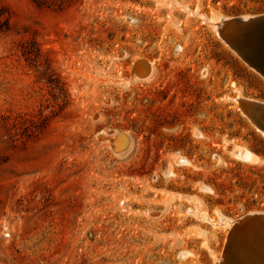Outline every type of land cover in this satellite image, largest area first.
<instances>
[{"label":"rangeland","instance_id":"374dc122","mask_svg":"<svg viewBox=\"0 0 264 264\" xmlns=\"http://www.w3.org/2000/svg\"><path fill=\"white\" fill-rule=\"evenodd\" d=\"M0 12V264H220V217L264 212V133L234 99L264 102V77L213 16L264 13V0ZM31 39L37 62L21 52ZM249 231L234 247L262 264L264 235Z\"/></svg>","mask_w":264,"mask_h":264},{"label":"water","instance_id":"95a60500","mask_svg":"<svg viewBox=\"0 0 264 264\" xmlns=\"http://www.w3.org/2000/svg\"><path fill=\"white\" fill-rule=\"evenodd\" d=\"M217 35L229 48L235 51L243 62L264 77V13L252 15L246 19L242 15H233L230 19L223 21ZM141 62H145V60L136 63L135 71ZM238 107L259 131L264 132V102L243 98L239 99ZM231 149L235 152L239 151V148L235 146H232ZM262 223H264V215L246 213L241 216L226 236L227 241L223 249L224 257L227 259L232 250V240L235 239L236 233L250 230V227L254 226L256 232L263 236L264 226L260 227ZM247 237L249 236L247 235Z\"/></svg>","mask_w":264,"mask_h":264},{"label":"bare ground","instance_id":"6f19581e","mask_svg":"<svg viewBox=\"0 0 264 264\" xmlns=\"http://www.w3.org/2000/svg\"><path fill=\"white\" fill-rule=\"evenodd\" d=\"M243 16V18H249L250 16H252V15H242ZM213 18H214V22H213V26L214 27H216L217 28V32H218V30H219V28L223 25V21L224 20H228V19H230L231 17L230 16H221V17H219V18H216V17H214L213 16ZM243 98H246V97H243V96H241V95H237L236 97H234V99L239 103V99H243ZM246 99H249V100H252V101H258V102H263V101H260V100H257V99H253V98H246ZM263 132V131H262ZM264 133V132H263ZM232 146H234V145H231L230 146V148L232 147ZM235 147H237V148H239V151L238 152H235L233 149H232V153L233 154H235L237 157H240V158H244V159H246V160H255V159H257V157H256V155L253 153V152H251V151H249V150H247L246 148H243V147H238V146H235ZM248 214H261V215H264V212H259V211H251L250 213H248ZM241 217H239V218H237V219H234L233 220V222L231 223V219L230 218H227V217H225V216H221L220 217V222L221 223H227L228 225H229V227H230V231L232 230V228H233V225L237 222V220L238 219H240ZM219 222V223H220ZM218 223V222H217ZM264 226V223H262L261 225H260V227L262 228ZM254 227V226H253ZM251 228L250 227V231L251 232H253L252 234L253 235H255V234H260L259 232H256V230L254 229V228ZM254 229V230H253ZM229 231V232H230ZM243 231V230H242ZM247 231V230H246ZM249 231V230H248ZM249 231V232H250ZM239 233H241V232H239ZM248 233V232H247ZM247 233H245V234H247ZM244 235V234H243ZM242 235V233H241V236H243ZM245 236V235H244ZM264 238V237H263ZM262 238V239H263ZM249 239V238H248ZM252 240V239H251ZM258 240V239H257ZM249 241V240H248ZM255 242V241H254ZM263 244H264V242H262ZM254 245V244H253ZM256 245V244H255ZM258 245H259V242H258ZM257 245V246H258ZM232 250L229 252V254H228V257H227V259L224 257V255H223V257H222V262L220 263V264H245L246 262H244L243 261V259H242V257H240V253H239V251H237L236 249H235V247H234V239L232 240ZM264 246V245H263ZM239 248V247H238ZM241 248V247H240ZM260 248V247H259ZM261 249H262V246H261ZM263 251H264V247H263ZM263 251H259V252H261L260 253V258H262L263 257V255H264V253H263ZM246 252V251H245ZM258 252V253H259ZM243 253V252H242ZM249 253V252H248ZM249 257H250V255H249ZM251 258V257H250ZM255 258V257H254ZM226 259V260H225ZM263 259V258H262ZM248 260V259H247ZM246 261V260H245ZM256 263V262H255ZM249 264V263H248ZM250 264H252V263H250ZM254 264V263H253ZM262 264H264L263 262H262Z\"/></svg>","mask_w":264,"mask_h":264},{"label":"trees","instance_id":"16d2710c","mask_svg":"<svg viewBox=\"0 0 264 264\" xmlns=\"http://www.w3.org/2000/svg\"><path fill=\"white\" fill-rule=\"evenodd\" d=\"M39 7H46L56 10H62L71 6L77 0H31ZM3 12H0V30H9L11 27L9 17L3 18ZM21 52L27 61L37 62L41 56V50L35 39L21 42ZM29 135V134H27Z\"/></svg>","mask_w":264,"mask_h":264}]
</instances>
